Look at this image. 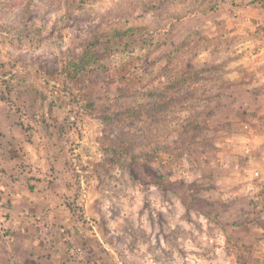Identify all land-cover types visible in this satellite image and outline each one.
Instances as JSON below:
<instances>
[{
    "label": "rangeland",
    "instance_id": "1",
    "mask_svg": "<svg viewBox=\"0 0 264 264\" xmlns=\"http://www.w3.org/2000/svg\"><path fill=\"white\" fill-rule=\"evenodd\" d=\"M0 264H264V0H0Z\"/></svg>",
    "mask_w": 264,
    "mask_h": 264
}]
</instances>
